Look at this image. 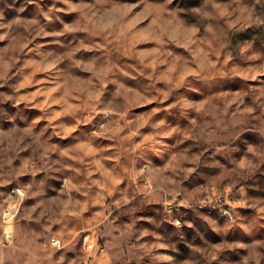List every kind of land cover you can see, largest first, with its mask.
Listing matches in <instances>:
<instances>
[{
    "label": "rangeland",
    "instance_id": "rangeland-1",
    "mask_svg": "<svg viewBox=\"0 0 264 264\" xmlns=\"http://www.w3.org/2000/svg\"><path fill=\"white\" fill-rule=\"evenodd\" d=\"M0 264H264V0H0Z\"/></svg>",
    "mask_w": 264,
    "mask_h": 264
},
{
    "label": "built area",
    "instance_id": "built-area-1",
    "mask_svg": "<svg viewBox=\"0 0 264 264\" xmlns=\"http://www.w3.org/2000/svg\"><path fill=\"white\" fill-rule=\"evenodd\" d=\"M13 192L21 194V190L20 189L13 190ZM225 212H226V214L231 216V214H230V212L228 210H225ZM88 239H89V236H87V238H86L87 242H89L88 245H87V248L89 250H92L94 248V244L92 242L88 241ZM51 241H52L53 244H59V242H60V240L57 239V238H52Z\"/></svg>",
    "mask_w": 264,
    "mask_h": 264
}]
</instances>
